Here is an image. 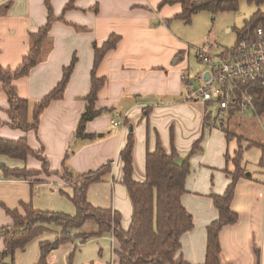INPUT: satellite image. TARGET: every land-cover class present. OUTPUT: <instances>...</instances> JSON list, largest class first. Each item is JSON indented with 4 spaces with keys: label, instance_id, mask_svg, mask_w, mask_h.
<instances>
[{
    "label": "crops",
    "instance_id": "crops-1",
    "mask_svg": "<svg viewBox=\"0 0 264 264\" xmlns=\"http://www.w3.org/2000/svg\"><path fill=\"white\" fill-rule=\"evenodd\" d=\"M70 2L52 0L55 15L60 17ZM161 2L74 0L73 9L64 14V20L53 23L52 48L44 60L28 77L14 83L19 96L30 102L32 118L34 105L57 86L64 67L76 57L77 65L64 96L45 109L36 131L25 133L9 125V103L0 84V138L11 141L26 138L32 150L43 151L54 174L65 166L76 175H84L111 162V176L105 182L91 185L87 199L94 207L118 212L125 231L130 228L133 209L123 185L120 153L129 135L133 133L135 138L133 178L136 182L145 181L147 154L154 152L158 143L168 154L175 148L185 159L200 141L203 151L190 161L191 173L182 197L194 226L181 237L177 258L187 264H205L207 228L218 218L213 197L223 195L231 182L225 171H234V166L227 163L226 154L233 157L238 144L236 139L229 142L217 127L205 128L206 105L187 100L188 68L181 57L182 43L172 28L182 7L177 4L158 10ZM7 3L12 6L8 15L0 19V65L16 69L28 53L29 35L47 23V10L44 0H0V8ZM112 34L120 36L121 42L106 55L97 72L98 77L107 80L99 92L97 108L112 111L104 112L87 125L86 132L93 136L92 141L75 142L91 87L93 44L101 46ZM113 121L121 125L115 127ZM206 129H210L209 135ZM72 147L74 152L65 161ZM251 156L257 168L249 167ZM261 158L258 148L244 154L243 166L251 175L242 178L237 185L232 209L239 215L238 222L225 227L220 234L224 264H264V167L259 165ZM0 163L11 169L33 171H40L43 165L34 158L24 162L5 156H0ZM72 194L70 185L57 175L29 181L8 179L0 168V204L10 210L22 212L21 204L31 203L36 210L75 215L76 209L68 198ZM12 223L0 206V229ZM95 230L96 226L89 223L83 232ZM58 232L60 229L56 228L32 241L25 250L18 251L14 264H36L40 243L54 241ZM253 245L260 251L259 258ZM3 249L4 240L0 239V253ZM118 249L119 244L111 234L87 242L75 239L53 250L48 262L71 264L69 256L75 253L72 264H119Z\"/></svg>",
    "mask_w": 264,
    "mask_h": 264
},
{
    "label": "trees",
    "instance_id": "trees-1",
    "mask_svg": "<svg viewBox=\"0 0 264 264\" xmlns=\"http://www.w3.org/2000/svg\"><path fill=\"white\" fill-rule=\"evenodd\" d=\"M73 1L65 7L60 17L55 15L52 0H44L47 10V23L38 32L29 35V50L24 57L22 64L16 69L3 68L0 65L1 90L5 93L9 108L7 110L10 123L15 129L25 133L36 131L39 126L41 114L49 105L61 99L67 89L72 74L77 65V58L74 57L69 66L64 67L61 81L47 94L40 102L34 105L32 118L30 117V102L19 96L15 81L28 77L32 69L41 63L45 55L52 48L50 32L53 23L63 21L64 14L73 9ZM243 0H162L158 10L165 6L181 5V12L175 19L186 25L192 23V19L199 13H209L213 17L220 13L238 12L240 3ZM251 4L260 7L264 0H247ZM12 3H7L0 8V19L8 15ZM264 28V12L258 11L250 20L246 21L242 29H238V39L253 34L259 28ZM121 42V37L115 34L109 36L101 46L93 44L94 64L91 72L90 92L85 98L87 106L81 116L75 134V142L92 141L93 136L87 134V125L104 112L112 110H99L97 108L99 92L105 87L106 78L98 77V69L106 55L115 50ZM1 52V50H0ZM255 106L258 116L264 114V87H257L254 92ZM236 115L235 110H230L228 118ZM211 115L207 113L204 118L205 128L218 126L211 124ZM128 121H125L127 124ZM223 126V124H222ZM227 140H237L238 149L234 156L226 154L228 164L234 166V171L226 170L231 182L223 195L213 197L214 206L218 212V218L207 228V247L205 264H224L222 260L221 231L239 220V215L232 209L236 189L239 181L246 178L247 170L243 166L244 154L247 150L258 148L262 152L259 163L264 167V145L257 142H249L244 138L237 137L228 129L222 127ZM244 143L248 145L245 147ZM135 147L134 134L131 133L124 149L120 153L123 163V185L129 194L133 214L131 225L128 231L123 230L122 218L118 212L111 209L97 208L91 205L87 199L88 190L95 183H102L109 179L112 173V163L109 162L95 172L84 175H76L64 166L59 173H51L49 162L44 153L35 152L29 147L26 138L17 141L0 138V156L26 162L34 158L43 163L40 171H33L27 168L11 169L2 165L4 176L8 179L29 181L39 178L41 175H57L64 180L73 190L72 196H68L76 209L75 215H68L58 212L36 210L31 203L21 204L22 212L10 210L3 204L7 216L13 223L10 227L0 229V239L4 240V249L0 253V264H14L18 251H23L35 239L46 233L60 229L54 241L40 243V257L36 264H49L48 258L53 251V245L58 247L71 243L75 239L82 242L101 238L106 234L113 235L119 244L117 256L119 264H187L184 260L177 258L181 249V237L191 231L194 226L193 217L182 204V197L186 193V181L191 173V159L203 150L200 141L196 142L190 151L185 163L179 166L175 160L181 158L175 148L168 154L158 143L156 150L148 153L146 157V179L144 182H136L133 178L134 162L133 151ZM72 147L65 156V161L74 152ZM92 223L96 226L93 233H84V227ZM257 258L260 251L253 245ZM75 253L69 256L72 264Z\"/></svg>",
    "mask_w": 264,
    "mask_h": 264
},
{
    "label": "rangeland",
    "instance_id": "rangeland-1",
    "mask_svg": "<svg viewBox=\"0 0 264 264\" xmlns=\"http://www.w3.org/2000/svg\"><path fill=\"white\" fill-rule=\"evenodd\" d=\"M258 11L264 12V4L258 7L243 0L238 12L235 13H220L214 17L209 13H199L193 17L190 25H186L180 20H175L172 23V28L183 46L181 57L185 59L188 68L186 78L194 89L199 88L198 75L209 70L206 64L199 61L197 57L199 50L211 46L210 54L213 57L233 50L239 41L236 30L242 29L246 21L250 20ZM207 112L209 116L211 115V124L215 125V121H221H218V126L212 128L217 127V130L223 131L222 127H225L237 137L264 145V114L258 116L249 111L248 113H238L229 119L226 115L219 116L217 107H209ZM207 130V135H209L210 129ZM223 134L225 133L223 132ZM244 146H246L245 143ZM250 158L249 167L257 168L258 164H255L252 156ZM42 176L46 175L43 174L40 177Z\"/></svg>",
    "mask_w": 264,
    "mask_h": 264
},
{
    "label": "built area",
    "instance_id": "built-area-1",
    "mask_svg": "<svg viewBox=\"0 0 264 264\" xmlns=\"http://www.w3.org/2000/svg\"><path fill=\"white\" fill-rule=\"evenodd\" d=\"M210 52L211 46L198 52L199 61L209 70L198 75V89L185 80L187 100L201 102L207 109L217 107L219 116L228 117L230 110L236 114L252 111L256 115L253 92L264 87V28L240 38L233 50L221 56L213 57ZM113 125L119 127L121 123L113 121Z\"/></svg>",
    "mask_w": 264,
    "mask_h": 264
},
{
    "label": "water",
    "instance_id": "water-1",
    "mask_svg": "<svg viewBox=\"0 0 264 264\" xmlns=\"http://www.w3.org/2000/svg\"><path fill=\"white\" fill-rule=\"evenodd\" d=\"M206 78H209V75L207 74L206 75ZM132 131V129H130ZM175 163L179 166H182L184 163H185V160L184 158H178L175 160ZM2 167V164L0 163V168ZM251 173H247V176H250ZM58 248V245L57 244H54L53 245V250H56Z\"/></svg>",
    "mask_w": 264,
    "mask_h": 264
}]
</instances>
